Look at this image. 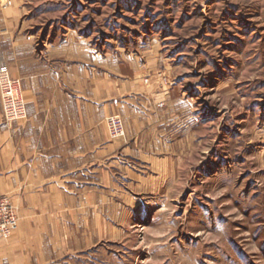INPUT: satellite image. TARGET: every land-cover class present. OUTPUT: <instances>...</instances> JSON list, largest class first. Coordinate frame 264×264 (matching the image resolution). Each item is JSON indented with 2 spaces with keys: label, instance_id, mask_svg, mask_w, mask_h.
<instances>
[{
  "label": "rangeland",
  "instance_id": "374dc122",
  "mask_svg": "<svg viewBox=\"0 0 264 264\" xmlns=\"http://www.w3.org/2000/svg\"><path fill=\"white\" fill-rule=\"evenodd\" d=\"M8 29L40 47L71 36L118 62H156L145 85L158 106L172 91L183 115L175 159L148 176L154 191L119 175L129 219L78 264H264V0H0V36ZM1 64L12 76L2 52ZM105 122L111 140L126 138L121 114Z\"/></svg>",
  "mask_w": 264,
  "mask_h": 264
},
{
  "label": "crops",
  "instance_id": "0c3cea01",
  "mask_svg": "<svg viewBox=\"0 0 264 264\" xmlns=\"http://www.w3.org/2000/svg\"><path fill=\"white\" fill-rule=\"evenodd\" d=\"M6 31L0 52L21 80L28 118L8 123L0 101V192L20 217L12 237L0 240V264H78L120 235L111 222L129 219L134 200L121 193L129 188L118 176L149 192L151 171L175 159L183 115L172 91L158 106L163 94L145 85L156 62L132 55L118 62L71 36L40 47L20 30ZM113 113L124 119V140L109 136L105 119Z\"/></svg>",
  "mask_w": 264,
  "mask_h": 264
},
{
  "label": "built area",
  "instance_id": "2783aa9c",
  "mask_svg": "<svg viewBox=\"0 0 264 264\" xmlns=\"http://www.w3.org/2000/svg\"><path fill=\"white\" fill-rule=\"evenodd\" d=\"M0 93L3 104V114L7 122L27 118V105L24 99L21 83L12 78L7 69L0 65ZM113 137L124 134L123 122L119 116L107 119ZM18 206L6 194L0 192V240L9 239L19 226Z\"/></svg>",
  "mask_w": 264,
  "mask_h": 264
}]
</instances>
